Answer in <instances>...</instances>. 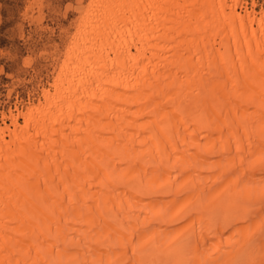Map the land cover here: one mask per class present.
<instances>
[{"label":"bare ground","instance_id":"6f19581e","mask_svg":"<svg viewBox=\"0 0 264 264\" xmlns=\"http://www.w3.org/2000/svg\"><path fill=\"white\" fill-rule=\"evenodd\" d=\"M247 4L94 0L39 102L0 125V264H264Z\"/></svg>","mask_w":264,"mask_h":264},{"label":"rangeland","instance_id":"374dc122","mask_svg":"<svg viewBox=\"0 0 264 264\" xmlns=\"http://www.w3.org/2000/svg\"><path fill=\"white\" fill-rule=\"evenodd\" d=\"M246 1L251 9L253 0ZM93 2L0 0V125L17 107L25 110L39 102L67 60L72 37ZM255 2L256 10L264 9V0Z\"/></svg>","mask_w":264,"mask_h":264}]
</instances>
